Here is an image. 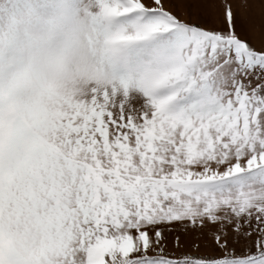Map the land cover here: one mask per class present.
<instances>
[{"label": "snow or ice", "instance_id": "obj_1", "mask_svg": "<svg viewBox=\"0 0 264 264\" xmlns=\"http://www.w3.org/2000/svg\"><path fill=\"white\" fill-rule=\"evenodd\" d=\"M205 5L0 0V264H264V48Z\"/></svg>", "mask_w": 264, "mask_h": 264}, {"label": "rangeland", "instance_id": "obj_2", "mask_svg": "<svg viewBox=\"0 0 264 264\" xmlns=\"http://www.w3.org/2000/svg\"><path fill=\"white\" fill-rule=\"evenodd\" d=\"M231 4L235 19V32L246 40L254 48H264V0H206V5L200 8H192L189 18L203 24L208 28H227L224 18V7ZM176 11L186 15V10L178 7ZM170 230L165 231L166 251L192 252L204 254L211 249V226L204 229H191L181 224L168 226ZM179 237L180 247H177ZM243 242V241H241ZM199 245V247H195Z\"/></svg>", "mask_w": 264, "mask_h": 264}]
</instances>
